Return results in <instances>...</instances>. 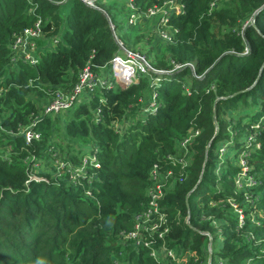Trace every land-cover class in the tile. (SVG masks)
<instances>
[{
    "label": "trees",
    "instance_id": "1",
    "mask_svg": "<svg viewBox=\"0 0 264 264\" xmlns=\"http://www.w3.org/2000/svg\"><path fill=\"white\" fill-rule=\"evenodd\" d=\"M164 1L0 0V264H264V6L251 21L264 0H173L150 68L43 111L82 67L121 55L119 41L135 50ZM38 18L32 63L12 44ZM154 166L145 245L127 234L151 206ZM163 245L175 257L151 255Z\"/></svg>",
    "mask_w": 264,
    "mask_h": 264
},
{
    "label": "built area",
    "instance_id": "2",
    "mask_svg": "<svg viewBox=\"0 0 264 264\" xmlns=\"http://www.w3.org/2000/svg\"><path fill=\"white\" fill-rule=\"evenodd\" d=\"M62 1V0H61ZM89 5H95L96 0H83ZM181 5L178 3H175L173 0H167L164 1L161 5H153L148 7L146 11V15H154L159 14V18L157 20V28L159 31L160 36H162L165 39H171V32L165 28L164 26L167 23L168 20V11L170 8H173L175 11L181 10ZM137 14L131 13L128 17V21L130 23H133L136 21ZM42 21L40 18H38L34 25L25 27L22 31V33L18 34L16 36V39L14 40L12 44V48L16 51V55H20L24 60L30 61L32 63H35L38 61V44L37 40L40 36H42ZM121 48L125 51H127L129 54V58L121 57V55H115L111 63L109 64L111 67V70H113V76L112 78L100 73L94 72L88 65H85L81 68V70L78 73V79L77 81L68 89H62L57 88L53 92V96L50 98V100L44 105L43 111L46 112H57L59 110H63L68 108L69 106L73 105L80 94H82L83 91L91 90L95 86H101V85H107V86H113L115 84H128L131 81H134L136 79L137 74L140 72H145L148 68L151 67V64L146 62L142 63L143 66H140L136 64L135 59H138V57L134 56L135 52L134 50L131 51L129 48H125L122 41H119ZM123 61V66H118L119 62ZM121 67H124L125 69L122 71L120 70ZM124 74V75H123ZM26 140L29 141L33 137H38V133L30 129V126H27L24 129ZM197 133V131L194 132V134ZM193 133L187 134L182 140L181 145H185L187 142L190 141L191 136ZM241 164H242V171L241 175H245L246 172V163L243 157H241ZM151 177L154 179L155 187L150 188V205L142 214L136 216V222L134 225V230L129 232L127 235L131 237L136 238V242H143L145 245H149L153 242L151 239L142 240L139 237V230L141 228L144 229H150L151 231H155L158 227V222H152L150 224L147 223L152 218L153 213L158 211L157 205V198L161 196V190L159 185V172L157 170V167L154 166L151 170ZM159 219L162 221L164 220L163 215H159ZM159 235H162L161 232H159ZM151 255L155 257H159V255H165L168 254L172 257H175L174 252L171 249L166 250L165 246L163 245L161 249H152ZM181 259H185V256L181 257ZM161 264V263H158Z\"/></svg>",
    "mask_w": 264,
    "mask_h": 264
},
{
    "label": "rangeland",
    "instance_id": "3",
    "mask_svg": "<svg viewBox=\"0 0 264 264\" xmlns=\"http://www.w3.org/2000/svg\"><path fill=\"white\" fill-rule=\"evenodd\" d=\"M106 1H109V0H106ZM97 5H98V3L95 2V6H97ZM126 12L127 13H131V12H134V11L131 8H126ZM147 19H149V20H147ZM147 19H145V21L143 22L142 25H140V27H136L137 28V31L136 32H140L143 35V38L135 46V50L133 51V52H135V55L134 56L135 57L136 56L138 57V59H135V62H136V64H138L140 66H143L142 63L144 62V60L146 62L150 63L148 53L150 55L152 54V56H153L154 54H158L159 52H161L162 47H163V44L161 43L162 41L159 39L160 38V34H159V31H158V28H157L156 19H152L151 17L150 18H147ZM48 40L49 39L44 40V42H43L44 44L40 46L41 47V50L45 47V45H51L52 44V42H50ZM128 54L129 53L127 51H125V50L122 49V51H121V57L129 58ZM102 70H103L102 71V74H105V75H107L109 77H112L113 76V72L114 71L111 70L110 65L105 66L104 68H102ZM157 80H158V78L155 79V81H157ZM85 97H86V95L80 94L78 96L77 101L75 103H78L79 100L84 99ZM49 100L42 99L40 101V103H42V104L45 105ZM151 104H154V101H152ZM60 126H62V123L60 124ZM59 134H60V132H58L55 135L57 140H59V138H60L59 137ZM65 141H66V139L62 138V145H63L64 148H66L65 147V144H66ZM58 160H60L58 157H55L53 159L54 162H58ZM240 163H241V159H240ZM44 165H41V166L43 167ZM33 176H34V174H33ZM240 181H241V178H239L237 180V184L238 185L241 184ZM242 181H243L244 186H246L247 178H243ZM212 246H213L212 242L208 240L207 249L208 250H211Z\"/></svg>",
    "mask_w": 264,
    "mask_h": 264
},
{
    "label": "water",
    "instance_id": "4",
    "mask_svg": "<svg viewBox=\"0 0 264 264\" xmlns=\"http://www.w3.org/2000/svg\"><path fill=\"white\" fill-rule=\"evenodd\" d=\"M264 6V3L259 7V8H257L256 10H255V12L253 13V16H252V18H251V21L253 22V20H254V17H255V15H256V13L262 8ZM209 241H211V239H209Z\"/></svg>",
    "mask_w": 264,
    "mask_h": 264
},
{
    "label": "bare ground",
    "instance_id": "5",
    "mask_svg": "<svg viewBox=\"0 0 264 264\" xmlns=\"http://www.w3.org/2000/svg\"><path fill=\"white\" fill-rule=\"evenodd\" d=\"M122 64H124V62L120 60L118 66H123ZM124 69H125L124 67H121V68H120V70H122V71H123Z\"/></svg>",
    "mask_w": 264,
    "mask_h": 264
}]
</instances>
